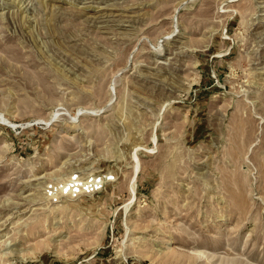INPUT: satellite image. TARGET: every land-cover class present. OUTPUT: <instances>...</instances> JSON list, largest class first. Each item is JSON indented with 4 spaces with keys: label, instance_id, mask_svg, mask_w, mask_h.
<instances>
[{
    "label": "rangeland",
    "instance_id": "obj_1",
    "mask_svg": "<svg viewBox=\"0 0 264 264\" xmlns=\"http://www.w3.org/2000/svg\"><path fill=\"white\" fill-rule=\"evenodd\" d=\"M0 264H264V0H0Z\"/></svg>",
    "mask_w": 264,
    "mask_h": 264
},
{
    "label": "built area",
    "instance_id": "obj_2",
    "mask_svg": "<svg viewBox=\"0 0 264 264\" xmlns=\"http://www.w3.org/2000/svg\"><path fill=\"white\" fill-rule=\"evenodd\" d=\"M110 180L112 178L98 174L76 172L65 181L49 185L46 189V197L54 203L65 199H79L98 193L103 189L106 182Z\"/></svg>",
    "mask_w": 264,
    "mask_h": 264
},
{
    "label": "bare ground",
    "instance_id": "obj_3",
    "mask_svg": "<svg viewBox=\"0 0 264 264\" xmlns=\"http://www.w3.org/2000/svg\"><path fill=\"white\" fill-rule=\"evenodd\" d=\"M106 15V14H105ZM3 119V117H2ZM134 160H135V168H134V176L136 177L139 173H140V170H141V162L138 158V156L135 154L134 155ZM132 191H135V183H132V187H131ZM128 206H126L127 208Z\"/></svg>",
    "mask_w": 264,
    "mask_h": 264
}]
</instances>
